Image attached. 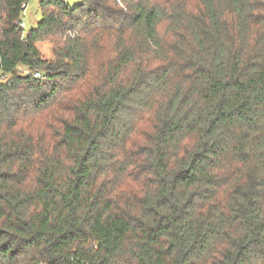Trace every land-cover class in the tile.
I'll list each match as a JSON object with an SVG mask.
<instances>
[{"label":"trees","instance_id":"16d2710c","mask_svg":"<svg viewBox=\"0 0 264 264\" xmlns=\"http://www.w3.org/2000/svg\"><path fill=\"white\" fill-rule=\"evenodd\" d=\"M27 2L0 0V264H264V0H40L22 35Z\"/></svg>","mask_w":264,"mask_h":264},{"label":"rangeland","instance_id":"374dc122","mask_svg":"<svg viewBox=\"0 0 264 264\" xmlns=\"http://www.w3.org/2000/svg\"><path fill=\"white\" fill-rule=\"evenodd\" d=\"M39 1L40 0H28L26 8L21 14V19L24 23V29H23L22 35H25L29 29L33 28L36 22L41 18V11L39 9ZM81 1L82 0H66V2L70 6H75L81 3ZM36 47L42 54L43 58L47 60L54 59V54H53L51 44L45 41H39L36 43ZM18 71L20 73H28L29 68L24 64H20L18 66Z\"/></svg>","mask_w":264,"mask_h":264},{"label":"built area","instance_id":"2783aa9c","mask_svg":"<svg viewBox=\"0 0 264 264\" xmlns=\"http://www.w3.org/2000/svg\"><path fill=\"white\" fill-rule=\"evenodd\" d=\"M26 6H27V3H23V4H22L23 11L25 10ZM23 11H22V12H23ZM22 12H21V14H22ZM21 14H20V20L17 22V24H18V26H19L20 28L24 29V23H23V21H22V19H21ZM33 76L36 77V78H39V79L42 78V75H41V73H40L39 71H35V72H33Z\"/></svg>","mask_w":264,"mask_h":264}]
</instances>
